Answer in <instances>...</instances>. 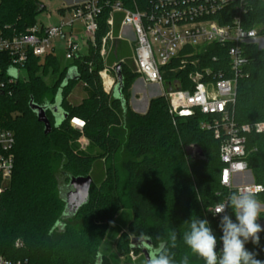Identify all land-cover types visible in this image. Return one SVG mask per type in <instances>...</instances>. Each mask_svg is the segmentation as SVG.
I'll return each mask as SVG.
<instances>
[{"label":"trees","instance_id":"trees-1","mask_svg":"<svg viewBox=\"0 0 264 264\" xmlns=\"http://www.w3.org/2000/svg\"><path fill=\"white\" fill-rule=\"evenodd\" d=\"M116 1L127 8L137 6L144 10L150 3L110 0ZM45 9L38 0H0V35L25 33ZM232 10L234 14L231 9L224 11V16L215 17L226 24ZM110 11V6H106L100 15L96 45L90 44L84 56L72 59L74 62L63 70L54 53L47 55L44 63L30 53L24 66L26 77L16 78L10 73L11 56L0 52V126L12 130L16 138L14 171L0 195V257L13 264H96L99 260V264H117L110 258L104 262L100 259L103 243L117 241L124 253L140 251L131 247L134 237H150L154 247L165 243L177 264L184 256L189 264H205L183 242V234L189 230L186 221L206 219L215 236L221 237L219 219L208 209L235 192L221 184V142L212 131L201 128L204 115L200 112L174 119L165 96L151 99L146 113L135 112L129 104L130 90L139 75L128 63H120L122 98L104 90L99 72L105 64L131 57L128 43L121 40L114 43L106 63L100 55L102 39L109 30ZM121 18L120 14L115 15L116 33ZM244 25L261 26L264 36V0H252ZM214 51L212 48L211 52ZM246 54L248 63L237 82L235 114L238 123L255 124L264 122V48L250 44ZM204 59L202 66L216 69L210 59ZM50 66L59 77L48 86L40 71L45 68L48 72ZM72 66L77 67L81 78L69 81L63 88L61 106L68 117L56 127L55 116L48 110L52 131L46 134L44 124L30 107L31 97L38 104H53ZM178 76L185 74L179 72ZM11 78L16 80L10 82ZM80 81L86 84L89 95L80 105H72L68 97ZM183 85L188 87V81L184 80ZM75 118L84 122L83 127L73 124ZM81 137L96 146L100 154L75 151L73 145ZM246 138V159L252 179L264 186V132H252ZM193 145L202 150L198 158L186 152ZM121 150L128 154L122 163L128 184L126 199L120 171L110 162ZM61 170L64 178L59 177ZM86 175L94 181L89 199L66 219L60 188L69 183L71 176ZM256 196L264 203V190ZM227 215L235 222L231 208ZM173 230L177 233L174 249L169 240ZM259 236L258 244L249 240L245 247L264 261V231Z\"/></svg>","mask_w":264,"mask_h":264},{"label":"built area","instance_id":"built-area-1","mask_svg":"<svg viewBox=\"0 0 264 264\" xmlns=\"http://www.w3.org/2000/svg\"><path fill=\"white\" fill-rule=\"evenodd\" d=\"M251 2L150 0L149 7L144 10L137 6L127 8L121 1L84 0L63 8L64 12L56 23L49 22L51 16L48 15V23L41 22L39 25L36 22L25 33L12 37L0 35V52L11 56L12 67L18 71L16 78H20L19 73L24 70L30 53L42 59L53 53L57 39L65 42L67 59L80 58L86 54L83 52L84 44L96 45L100 15L104 7L110 6L109 30L102 39L100 49L105 63L117 40L127 42L138 78L147 84L162 87L160 96H165L169 113L174 119L197 112L204 115L201 128L212 131L214 138L221 142L220 157L224 163L221 184L229 190L251 188L259 194L264 186L252 179L248 168L246 136L252 132H264V122L238 123L235 114L237 82L248 63L246 46L257 44L259 48H264L261 26L244 25ZM231 9H234V14L232 10L230 22L222 24L215 17L218 14L224 16V11ZM116 14L122 16L118 33L115 32ZM78 22L83 26L81 36L73 31ZM126 29H130L132 36ZM212 48L216 51L211 52ZM202 54L205 56L200 57ZM204 57L210 59L216 69L202 66ZM127 62L128 59L123 58L112 65L105 64L99 72L107 93L113 92L117 82L115 66ZM179 72L185 76H178ZM16 78H11L10 82ZM184 80L188 81V87H184ZM166 86L167 89L164 88ZM72 122L79 128L84 125L80 119L75 118ZM15 144L14 132L0 126V195L14 171ZM191 148L201 156L197 146ZM247 174H250V179L241 181V177ZM217 204L208 211L220 222L228 208L225 213L214 214ZM221 248L222 242L217 238L218 254ZM0 264L13 263L0 257Z\"/></svg>","mask_w":264,"mask_h":264},{"label":"clouds","instance_id":"clouds-1","mask_svg":"<svg viewBox=\"0 0 264 264\" xmlns=\"http://www.w3.org/2000/svg\"><path fill=\"white\" fill-rule=\"evenodd\" d=\"M226 208H231L235 214V222L230 215L221 216L220 228L222 236V248H217V237L213 233L208 220L198 217L186 221L189 230L183 234V242L191 251L205 261V264H264L256 258V253L246 249L245 244L251 240L258 244L260 232L264 228L257 223L262 210L261 202L251 188H243L232 192L227 200L219 202L214 214L225 213ZM150 239V237H149ZM171 248L177 246V233H169ZM145 264H177L174 254L165 243H160L149 253ZM179 264H189L187 256H184Z\"/></svg>","mask_w":264,"mask_h":264},{"label":"rangeland","instance_id":"rangeland-1","mask_svg":"<svg viewBox=\"0 0 264 264\" xmlns=\"http://www.w3.org/2000/svg\"><path fill=\"white\" fill-rule=\"evenodd\" d=\"M38 1H40L41 3H43L47 6V8L37 16V23L39 25H41V22L48 23L47 22V18H48L47 16L51 12H52L55 20L60 19L59 9L63 6V4L66 2V0H38ZM77 24L80 27H83L80 22H78ZM54 43L57 46L55 55L57 56L61 70H63L66 67L70 66L74 62V60H69L66 58V56H65L66 45H65L64 41H62V40L60 41L59 39H57ZM88 47H89V45L87 43L84 44V50H83L84 53L88 52ZM111 49L112 50L114 49V44L111 47ZM45 58H46V56L41 59V63H44ZM127 59H128L127 63L131 66L132 69H134L135 67H134V63L132 62V60L130 58H127ZM17 74H18V71H17ZM40 74L42 75L45 83L48 86L53 85L59 77V73L56 72V70L53 66L49 67L48 72H45V68L42 69L40 71ZM19 77L25 78L26 77V71L21 70V72L19 73ZM134 83L132 84L131 90H130L131 97L136 95V88L133 87ZM88 95H89V90H88L86 84L83 83L82 81H80V82L75 84L73 90L71 91V93L68 97V100L72 105H80L88 97ZM129 104L131 106L130 101H129ZM73 147H74L75 151H82V152L90 154V155L96 156V155L100 154V150L96 146L91 144L89 142V140L85 137H81L76 143H74ZM186 152L192 158L200 157L198 155V152H195V153L193 152V148H191V146L186 148ZM127 156H128V154L124 150H121L115 156H113L110 159V162L114 166H116L120 171L122 193H123L125 199H126L125 195H126V189L128 187L127 186L128 184L126 183V174H125L124 170L122 169V163L127 158ZM62 173H63V171L61 170V173L59 172L60 178L61 177L64 178L66 176ZM249 175L250 174L244 175L243 177H241L240 180L241 181H247L248 179H250ZM10 180H11V178L9 179V181ZM99 186L100 185L98 184L97 187H99ZM261 205H262V210L260 212V217L258 218L257 223L260 224L262 228H264V218L262 217V213L264 212V203L261 202ZM260 233L258 235H260ZM130 237L132 238V235H130ZM116 242L117 241H114V242H108V241L106 242L105 241L103 243L102 248L100 249V254H101L100 259H102L103 262L107 258H110V261L112 263H117V264H145L146 259H145L141 250L140 251L130 250L129 252L124 253L117 247ZM104 255H106L107 257H104Z\"/></svg>","mask_w":264,"mask_h":264},{"label":"water","instance_id":"water-1","mask_svg":"<svg viewBox=\"0 0 264 264\" xmlns=\"http://www.w3.org/2000/svg\"><path fill=\"white\" fill-rule=\"evenodd\" d=\"M117 75V82L113 89V95L115 98H122L123 89V75L122 65L118 64L115 66ZM11 76L17 77V70L12 68L10 70ZM81 75L78 72L77 67L72 66L69 68L65 79L63 80L59 91L56 95L55 102L53 104H38L31 97L30 107L36 113L39 122L44 124L45 133L48 134L52 131L51 122L47 116V111L51 110L55 116V126L58 127L68 117V113L62 108V91L71 80H80ZM202 154L201 148H199ZM93 178L91 175L86 176H71L69 183L66 186L60 188V196L65 201L64 218H70L77 213L79 208L84 205L90 196V189L93 184ZM61 224V223H59ZM131 247L133 249H140L145 257L148 258L149 253L153 250L154 246L152 240L149 237H134L131 240ZM99 260L96 264H99Z\"/></svg>","mask_w":264,"mask_h":264},{"label":"crops","instance_id":"crops-1","mask_svg":"<svg viewBox=\"0 0 264 264\" xmlns=\"http://www.w3.org/2000/svg\"><path fill=\"white\" fill-rule=\"evenodd\" d=\"M82 1H84V0H66V2L63 4V6L60 9L75 5V4L82 2ZM46 8H47V6H46ZM61 14H62V12L59 11L60 17H61ZM48 15L51 16L49 22L56 23L59 21V19L58 20L54 19L52 12L49 13ZM73 31H74V33H76L80 36L83 34L82 27H80L78 24L75 25ZM126 31L128 34H131L130 29H126ZM131 36H132V34H131ZM56 49H57V46L55 44L54 45V51H53L54 54L56 53ZM133 87L136 88V95L131 97L130 102H131L132 109L138 113H142V114L146 113L148 108H149V104H150L151 99L162 95V87L161 86H159L157 84H147L141 78L136 79ZM164 88L167 89V86ZM76 120H79V119L76 118Z\"/></svg>","mask_w":264,"mask_h":264}]
</instances>
